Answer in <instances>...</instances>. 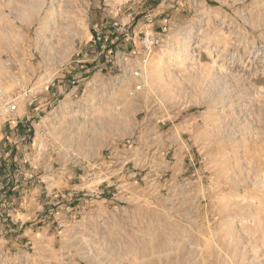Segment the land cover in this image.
Segmentation results:
<instances>
[{
	"label": "rangeland",
	"instance_id": "1",
	"mask_svg": "<svg viewBox=\"0 0 264 264\" xmlns=\"http://www.w3.org/2000/svg\"><path fill=\"white\" fill-rule=\"evenodd\" d=\"M0 90V264H264V0H0Z\"/></svg>",
	"mask_w": 264,
	"mask_h": 264
},
{
	"label": "built area",
	"instance_id": "2",
	"mask_svg": "<svg viewBox=\"0 0 264 264\" xmlns=\"http://www.w3.org/2000/svg\"><path fill=\"white\" fill-rule=\"evenodd\" d=\"M160 44H161V39L156 33L147 32L142 34V36L140 37L139 45L141 51V61L137 63V65L134 68H132V70L129 73V76L131 77L134 83L128 92L129 97H133L136 94V92L142 88L146 62L148 61V58L155 50V48L160 46ZM125 60L127 61V59ZM26 95L27 92L24 91L19 96L11 97L8 100H5L0 90V109L2 110V113L4 115L5 122H9L13 118V116L17 112L18 99L21 96H26Z\"/></svg>",
	"mask_w": 264,
	"mask_h": 264
},
{
	"label": "bare ground",
	"instance_id": "3",
	"mask_svg": "<svg viewBox=\"0 0 264 264\" xmlns=\"http://www.w3.org/2000/svg\"><path fill=\"white\" fill-rule=\"evenodd\" d=\"M171 37V36H170ZM171 40V39H170ZM170 40H169V42H170ZM165 45H167V44H165ZM178 54V53H177ZM157 60V59H156ZM158 61V60H157ZM159 62V61H158ZM157 66H159L158 64H157V62H154L153 63V65H152V67H153V69L155 70V69H157ZM154 77V76H153ZM147 80V79H146ZM149 80V79H148ZM152 80V79H151ZM150 85H152V84H150ZM149 85V86H150ZM253 145V144H252ZM255 152V151H254ZM262 160V159H261ZM249 162V161H248ZM248 171V170H247ZM244 182V181H243ZM261 184H262V186H264V178H263V180L260 182ZM259 182H257L256 181V179L255 180H253V182L250 184V186L251 187H255L257 184H260ZM259 186V185H258ZM247 187V186H246ZM262 189V188H261ZM263 191V190H262ZM262 193V192H261ZM259 194V193H258ZM263 197V196H262ZM245 198V197H244ZM262 200V199H261ZM259 201V200H258ZM257 201V202H258ZM242 203H244V202H242ZM261 203V201L259 202V204ZM263 204V203H262ZM261 204V205H262ZM256 208V207H255ZM233 211V210H232ZM231 213V212H230ZM232 214V213H231ZM254 216H258V215H254ZM259 217V216H258ZM256 221V220H255ZM258 222H259V220H257ZM231 223V222H230ZM258 224V223H257ZM256 224V225H257ZM261 225V224H260ZM251 226V225H250Z\"/></svg>",
	"mask_w": 264,
	"mask_h": 264
},
{
	"label": "crops",
	"instance_id": "4",
	"mask_svg": "<svg viewBox=\"0 0 264 264\" xmlns=\"http://www.w3.org/2000/svg\"><path fill=\"white\" fill-rule=\"evenodd\" d=\"M160 127H159V125H157V127H156V129H159ZM8 154H6V156H7ZM110 183V182H109ZM106 184V186L104 187V189H106L107 187H110V184ZM112 183V182H111ZM112 185H114L113 183H112ZM107 193H109V191H106ZM111 199V198H110ZM67 201V200H66ZM0 203H5L4 201H2V200H0ZM16 205V204H15ZM11 211H9L8 212V214L7 215H11L12 217H14V212H16L17 211V209H14V207H16V206H14V202L13 203H11ZM59 208H61V206L59 207ZM19 230V229H18Z\"/></svg>",
	"mask_w": 264,
	"mask_h": 264
}]
</instances>
